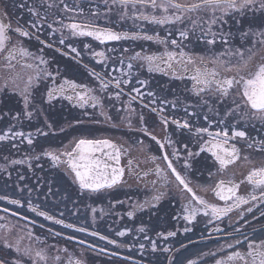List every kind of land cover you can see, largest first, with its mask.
Listing matches in <instances>:
<instances>
[{
    "label": "snow or ice",
    "instance_id": "1",
    "mask_svg": "<svg viewBox=\"0 0 264 264\" xmlns=\"http://www.w3.org/2000/svg\"><path fill=\"white\" fill-rule=\"evenodd\" d=\"M11 7L25 10L29 19L24 20L17 12L14 18L16 27L13 28L9 5L0 0V57L10 70L20 67L31 69L34 74L27 76L23 87L18 83L19 74L6 78L0 84V105L13 97L20 105L18 108L0 107V145H3L0 151L7 150L9 153L3 159L10 160L11 166L26 164L31 168L33 160L39 161L46 156L52 166H63L64 174L84 196L117 188L124 183L125 167L121 166V157L128 149L110 138L78 137L62 151L42 149L40 154H29L34 150L37 137H49L53 124L49 122L47 113L58 103L67 101L73 108L83 110L76 118L77 123H83L82 117H88L94 123H107L116 128L119 124L104 102L112 101L111 108L116 109V119L155 142L161 152L149 159L155 165V175L164 181L162 188L165 190L157 189L151 201L134 205V210L158 208L159 202L175 188L181 194V200L185 201L182 215L176 217L186 222L184 233L191 232L193 229L188 225H194L198 217H203L206 218L205 225H211V230L207 232L209 239L218 232L227 237L223 244L217 241V250L203 252V257L214 258L212 264H264V235H258L264 234V227L256 229L253 225L251 232L244 230L253 220L264 225V62L253 65L256 54L264 51V0H99L94 8L82 3L70 4L68 0H16ZM73 13L75 15H71ZM65 18L71 22L65 23ZM254 20L259 23H253ZM129 22L130 27H126ZM157 29H163L166 35L161 36ZM13 32L24 39L9 46L10 33ZM45 33L53 36L59 33V45H65V40L70 37H91L100 44L151 41L163 46V51L159 54L142 51L130 54L128 48L117 50L112 47L106 53L95 51L91 44L85 43L84 49H92L93 59L104 69L97 72L95 68L88 69L84 65L88 76L99 82L97 87H91L62 77L58 68L49 70V61L43 55H37L24 46L25 41L35 39L53 48V43L40 40ZM65 48L67 51L60 48L56 51L64 56L74 54L71 59L81 63V49L71 44L65 45ZM39 51L43 53V48ZM143 68L150 74L159 73L170 80L180 81L181 86L175 92L169 90L171 99L169 94L158 95L148 80L139 78V69ZM134 69L137 70L136 82L147 91L135 86L125 91L124 86L132 84ZM185 81H190V86ZM122 96L130 97L126 101V109L117 108L115 103L121 101ZM134 104L139 111L133 107ZM88 109L97 110L103 120L96 118V112ZM121 111L125 113L123 117L119 115ZM153 113L157 121L150 130L145 121L146 116ZM133 115L139 125L136 128L132 124ZM41 117L49 131L39 126L35 133L22 130L25 121L31 123ZM156 126L163 129V137L155 134ZM138 142L144 145L143 140ZM12 149L25 151L27 158L10 159ZM202 153L209 154L204 159L212 167L207 171V183L201 184L199 190L205 193L211 191L215 202L198 195L193 187L191 173L197 171L194 163ZM158 161H162L164 167ZM238 161L252 165L244 180L239 183L234 179L225 180L224 174ZM132 164L129 160V169ZM177 164L182 171L178 170ZM212 168H215V173ZM0 172L11 177L8 164L0 165ZM200 175L204 173L201 171ZM214 176L217 178L213 179ZM18 179L22 181L25 177L21 175ZM245 181L251 186V191L243 195L239 189ZM17 187L21 193L25 191L24 187ZM184 194H187V199ZM28 196H31V190ZM0 201L6 202L0 209L4 213L10 212L7 205L24 207L21 199L7 194L0 195ZM27 206L47 221L98 237L116 248L131 250L127 242H118L99 231L66 223L64 219L40 210L30 199ZM92 213L95 223L96 209L93 208ZM233 213H237L236 222L229 223ZM11 215L17 216L18 213L11 211ZM63 215L61 212L60 216ZM127 215L134 217V211H129ZM246 219L244 227L238 226ZM220 223L224 224L223 228ZM3 229L4 226H0V231ZM129 231H116L115 235L125 237ZM138 231L150 242L151 252L169 254L165 258L166 264H182L175 255L180 249L159 248L157 240L147 235L144 227ZM7 232L10 233L11 229L8 228ZM61 235V232L54 233L55 237ZM176 235V231L157 233L158 239L164 241ZM28 236L36 243H45L39 236L33 237L32 232ZM22 239L20 237L13 242L7 234L0 235V264H25V257L32 264H47V249L33 250L31 243L21 248ZM65 239L72 241L75 237L68 235ZM77 243L83 245L86 241L80 239ZM88 247L94 248L95 245ZM145 247L144 243L139 244L141 254ZM181 247L186 249L188 246ZM105 251L103 247L98 249L99 253ZM110 255L115 257L117 253L113 251ZM54 259L58 261L59 256ZM75 264L81 262L76 261ZM187 264H201V261L199 258L189 259ZM204 264H209V261L205 259Z\"/></svg>",
    "mask_w": 264,
    "mask_h": 264
},
{
    "label": "flooded vegetation",
    "instance_id": "2",
    "mask_svg": "<svg viewBox=\"0 0 264 264\" xmlns=\"http://www.w3.org/2000/svg\"><path fill=\"white\" fill-rule=\"evenodd\" d=\"M3 3L9 5L8 11L13 17V28L16 27L15 15L17 12L23 17L24 20H28L29 16L25 10L11 7L16 0H2ZM72 3H82L85 6L95 7L99 0H68ZM102 7V5H101ZM71 15H75L74 13ZM65 18V23H69ZM247 22H245L246 24ZM253 23H259V21H253ZM129 22L126 27H130ZM155 27V26H152ZM160 31L161 36L166 35L163 29H157ZM151 34V33H149ZM11 40L9 46L17 43L20 38L17 34L10 33ZM65 36H68L67 30H65ZM59 33L56 35H48L47 33L40 36V40L51 42L54 44L53 48H48L44 44H41L39 40L25 41L24 46L31 52L37 55H43L45 59L49 61V70L58 68L62 77L68 79H75L78 83H85L91 87H97L98 81L89 77L84 65H87L88 69L95 68L97 72H103L104 69L100 64L93 59L91 55L92 49L95 51H105L106 53L112 47L119 50L121 47L130 49V54L134 51H142L148 54H159L163 51V46L157 45L151 41H119L108 42V44H100L98 41L93 40L91 37H70L65 40V45L71 44L78 49H81V63H77L71 59V55L64 56L60 52L56 51V48L67 51L65 45L58 44ZM91 44L92 49H84V44ZM43 48V53H40L39 49ZM114 55V54H113ZM247 55V53H246ZM32 63L33 61H28ZM264 62V51H260L256 54L253 60V65ZM112 62L110 61L109 64ZM211 67V65H210ZM136 69L132 78V84L126 85L125 91L133 86L141 87L136 82ZM19 74L18 83L21 87L24 86V81L29 74H34L31 69H24L17 67L15 70H10L6 66V62L3 57H0V84L4 83V80L10 76ZM139 78L145 79L150 82V87L155 90L158 95L169 94V90L175 92L178 86H181L180 81L170 80L169 77L163 76L159 73H148L146 68L139 69ZM59 79V78H58ZM189 86L190 81H185ZM113 89H109L112 91ZM147 91V89H143ZM134 95V93H133ZM130 97L122 96L121 101L115 102L117 108L126 109L127 99ZM169 94V99H171ZM16 98L6 99L4 105L0 107L18 108L20 105L15 103ZM105 105L110 109V114L113 115L114 120L119 124L118 127L113 128L107 123H94L88 117H82L83 123H77V117L83 111L81 109L73 108L67 101L58 103L55 108L47 113L49 122L53 124V128L50 131L49 137H37L36 143L33 146V151L30 155H37L41 153V150H64L66 146L71 145L72 141L78 137H107L114 142L121 144L124 148L128 149L127 153L121 157V166L125 167L124 183L112 190H102L101 193L92 196L81 195L78 191V186L72 184L70 179L64 174L61 168L52 166L51 161L46 156H42L39 161H32V167L29 168L25 165L11 166L10 160L5 161L3 157L9 155L7 150L0 151V165L8 164L11 177L7 174L0 172V195L7 194L11 198H19L24 203V207L17 208L13 205H7L10 209L9 213L0 211V226H4V229L0 231V235L7 234L11 241L23 237L21 240V248L29 246L33 250L37 248H45L48 252L47 264H75L76 261H80L81 264H166V257L168 253H156L151 252L150 242L144 239V234L139 233L138 229L144 227L147 235L152 239H156L159 248L170 247L173 249H180L176 252V257L182 262L187 264L189 259H200L201 264H204V260L207 259L209 264H212L214 258L203 257V252L210 250H217V241L219 244H223L227 237L224 233H213L212 239H209L207 232L211 230V225L206 226L204 221L206 218L198 217L197 223L194 225H188L192 227V231L188 233L183 232V226L186 224L182 219L177 220L176 217L182 215V206L185 202L181 200L180 193L177 189L173 188L169 194L159 202L158 208H149L145 211L133 208L138 203H144V201H151L153 195L156 194L157 189L165 190L162 188L164 181L157 177L153 171L155 165H153L149 159L150 156H159L161 154L158 146L155 142L150 141L141 132L134 131L127 127V124L121 120L116 119V109L111 108L112 101L105 100ZM139 107L137 105H133ZM90 112H96V118L103 120V117L98 116L97 110L88 109ZM120 117H123L125 113L121 111ZM43 117L40 120H34L31 123L25 121L23 129L24 131H32L35 133L37 126L44 128L45 131H49L44 127L42 123ZM157 121L156 114H148L146 116V124L149 129L152 130ZM133 127H138L137 117H132ZM71 125V126H69ZM63 129V131L61 130ZM155 134L158 137H163L164 132L161 127H155ZM143 140L144 145H140L138 141ZM143 147V151L141 148ZM3 145H0V149ZM26 149V146H22ZM193 150H196L195 148ZM169 151H171L169 149ZM208 153H202L194 163V168L197 171L191 173L193 180V187L196 189L197 194L204 196L206 199L215 202L214 194L209 191L207 193L199 190L201 184L207 183L206 176L208 168L212 167L204 157L208 156ZM27 158L25 151H17L12 149L10 153V159H22ZM132 160L133 164L131 169L128 167V161ZM161 167H164L162 161H158ZM178 170L180 165H176ZM258 166V163H257ZM252 165L245 164L243 161H238L235 165L229 167L223 178L225 180L234 179L237 183L244 180L249 169ZM204 175H200V172ZM215 173V168H212ZM147 172L145 176L143 173ZM23 175L24 180H19L18 177ZM171 179V177H169ZM217 177H213L216 179ZM155 182V184L153 183ZM17 185L24 187L25 191L21 193ZM29 190H31V196H28ZM251 191V186L242 183L239 189L240 194L246 195ZM185 199H187V194ZM31 200V203L38 207L42 211H46L51 215H55L58 219H64L66 223H73L77 227H87L89 231H99L102 235L108 236L110 239H115L118 242H127L130 245L131 250L128 248H116L114 245L107 244L106 241H101L98 237H92L87 233L75 232L73 229L64 228L62 225H57L52 221H47L41 216H37L34 212L30 211L27 206V201ZM117 201H123L118 203ZM222 203V202H221ZM6 205V202L0 201V209ZM247 207V206H245ZM96 209V221L93 223L92 209ZM103 210V212H101ZM11 211L18 213L17 216H12ZM134 211V217H128L127 213ZM64 215L61 217L60 213ZM251 215V214H249ZM27 219H24V218ZM237 219V213L232 214V219L229 223H235ZM35 221V223H31ZM247 223V219L240 222V227H244ZM43 225V227H41ZM255 225L256 229L264 227L258 220H253L252 224L244 229L245 231H252V226ZM221 228L224 227L223 223H220ZM10 228L11 232H7ZM51 229V232H49ZM130 230L129 235L125 237H117L116 231ZM159 231H176L175 237H170L168 241L158 239L157 233ZM32 232L33 237L39 236L41 241L45 243H36L34 239L28 236V233ZM55 232H61L60 237H55ZM73 235L75 240L68 241L66 236ZM258 235H264L258 233ZM137 237H140L137 240ZM83 239L85 244L81 245L77 243L78 240ZM145 244V250L141 254L139 244ZM95 245L94 248H89L88 245ZM182 245L188 247L182 248ZM105 248L104 253H99V248ZM68 251L65 252L64 249ZM115 251L117 255L111 256L110 253ZM59 256V260H55L54 257ZM127 257V259H125ZM25 264H32V261L24 258Z\"/></svg>",
    "mask_w": 264,
    "mask_h": 264
}]
</instances>
